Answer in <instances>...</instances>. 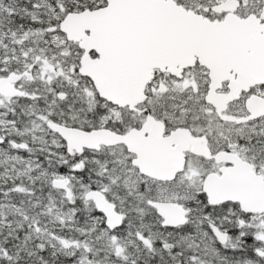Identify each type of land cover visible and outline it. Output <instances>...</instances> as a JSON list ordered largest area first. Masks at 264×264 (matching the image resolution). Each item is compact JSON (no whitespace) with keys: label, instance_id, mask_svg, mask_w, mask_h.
Instances as JSON below:
<instances>
[{"label":"snow or ice","instance_id":"1","mask_svg":"<svg viewBox=\"0 0 264 264\" xmlns=\"http://www.w3.org/2000/svg\"><path fill=\"white\" fill-rule=\"evenodd\" d=\"M0 264H264V0H0Z\"/></svg>","mask_w":264,"mask_h":264}]
</instances>
